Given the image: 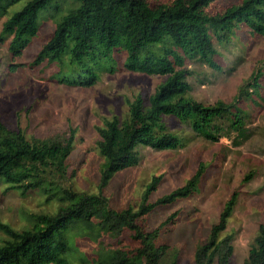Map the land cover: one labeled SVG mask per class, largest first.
Masks as SVG:
<instances>
[{
    "label": "trees",
    "instance_id": "trees-1",
    "mask_svg": "<svg viewBox=\"0 0 264 264\" xmlns=\"http://www.w3.org/2000/svg\"><path fill=\"white\" fill-rule=\"evenodd\" d=\"M8 0H0V10ZM57 0H28L4 22L1 38L9 39L13 55H21L40 29L41 16ZM68 10L56 22L49 40L33 64H60L67 57L69 72H58L66 83L92 86L103 68L113 69L116 55H125L130 71L164 76L154 92L145 98L138 94L126 98L129 109L123 117L113 115L97 126V146L104 162L100 169L99 193L72 190L68 182L69 158L75 146L76 128L46 141L30 140L24 130L13 129L0 119V183L20 188L23 193L49 184L61 188L69 199L58 209L32 215V225L15 229L0 221L7 238L0 243V264H65L68 232L78 226L99 225L120 239L132 232L138 245L118 246L98 259L80 255L81 264H165L166 245L158 244L160 227L176 219L171 214L160 227L148 229L149 215L159 207L190 197L196 190L206 166L201 163L188 181L151 200L162 175H154L137 208L116 209L103 192L120 171L140 162V146L156 150L176 148L179 134L165 122L174 116L207 139L216 141L223 130L222 121L239 125L243 134V110L236 103L222 100L206 104L192 95L186 67L188 61L202 62L221 69L217 61L218 43L230 41L241 25L264 36V0H69ZM18 64H11L15 70ZM258 87L259 73H254ZM243 91V89H242ZM235 123V124H234ZM250 173L245 181L252 179ZM234 191L226 201L219 220L195 249L193 264H233L235 247L228 222L238 200ZM120 242V241H119ZM166 264H177L174 258ZM244 264H264V223L249 250Z\"/></svg>",
    "mask_w": 264,
    "mask_h": 264
},
{
    "label": "rangeland",
    "instance_id": "rangeland-1",
    "mask_svg": "<svg viewBox=\"0 0 264 264\" xmlns=\"http://www.w3.org/2000/svg\"><path fill=\"white\" fill-rule=\"evenodd\" d=\"M27 1L8 0L0 10V119L13 129L24 130L32 141L44 142L68 132L70 127L76 128L67 184L74 191L99 193L104 157L97 146L100 139L97 126L105 118L126 115L127 97L134 99L141 94L148 98L165 77L126 69L125 55L121 52L116 55L113 69L100 70L97 83L88 87L57 78L58 72L73 68L67 57L60 64H33L52 36L56 22L67 12L69 0H57L45 10L38 34L30 39L21 55H13L10 40L1 38V30L12 13ZM230 1L220 0L219 4ZM217 46L216 59L221 69L198 61L187 62L192 95L206 104L222 100L240 106L243 134H239L237 123L232 126L229 121H222L227 130L212 141L179 118L167 116L165 122L180 136L178 146L166 150L140 146L139 164L118 172L103 190L112 207L137 208L154 175L163 178L151 200L185 184L199 165L205 164L204 175L190 197L159 207L149 215L147 227L153 230L177 212L174 221L159 229L157 242L166 245L161 258L165 264L174 258L177 264L194 263L197 244L219 220L234 191L239 192L238 200L227 230L235 247L233 264H244L260 224L264 223V36L241 25L230 41L219 42ZM11 64H18L15 70ZM254 73L260 74L257 88L253 86ZM250 173L252 179L245 181ZM69 202L64 191L53 185L23 193L20 188L0 183V221L18 230L32 225L33 214L51 212ZM68 235L65 264H81L82 254L88 259H98V263L105 252L118 246L138 245L129 230L118 239L97 224L72 228ZM6 238L0 230V243Z\"/></svg>",
    "mask_w": 264,
    "mask_h": 264
}]
</instances>
